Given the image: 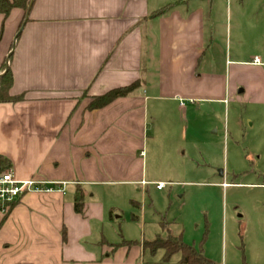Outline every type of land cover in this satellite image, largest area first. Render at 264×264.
I'll use <instances>...</instances> for the list:
<instances>
[{
    "label": "crops",
    "instance_id": "obj_1",
    "mask_svg": "<svg viewBox=\"0 0 264 264\" xmlns=\"http://www.w3.org/2000/svg\"><path fill=\"white\" fill-rule=\"evenodd\" d=\"M201 1L33 0L27 12L0 14V79L10 71V95L20 97L0 103L4 172L55 184L0 206V264H143L142 243L114 248L101 231V253L89 247L106 217L105 188L135 187L144 197L188 173L174 145L203 104L264 106V60L232 57L227 47L226 67L216 69V12Z\"/></svg>",
    "mask_w": 264,
    "mask_h": 264
},
{
    "label": "rangeland",
    "instance_id": "obj_2",
    "mask_svg": "<svg viewBox=\"0 0 264 264\" xmlns=\"http://www.w3.org/2000/svg\"><path fill=\"white\" fill-rule=\"evenodd\" d=\"M200 3L216 12V69L226 67L227 47L232 57L264 60V0ZM203 105L174 145L188 173H173V183L163 191L150 186L144 197L135 187L105 188L106 217L89 245L96 253L101 231L113 245L172 234L215 264H264V106L232 101L228 112V105ZM149 252L143 264H180V254L167 261L164 250Z\"/></svg>",
    "mask_w": 264,
    "mask_h": 264
},
{
    "label": "trees",
    "instance_id": "obj_3",
    "mask_svg": "<svg viewBox=\"0 0 264 264\" xmlns=\"http://www.w3.org/2000/svg\"><path fill=\"white\" fill-rule=\"evenodd\" d=\"M31 2L32 0H0V14L5 18H8L14 9H21L24 12H27ZM11 86L12 74L9 71L2 79H0V103H14L20 100V97H13L10 95ZM135 88L136 85H131L129 87L111 91L103 97L95 98L90 108L96 109L107 106L114 100L127 96ZM9 167V161L0 156V173L4 172ZM7 205H10V203ZM84 206V196L81 191H78L75 199V211L78 214H83ZM103 244L107 245L108 243L107 241H104ZM139 244V242L134 241H122L120 245H111V247H131ZM142 247L151 252L164 250L165 260L167 261H169L174 255L180 254V264H215L204 257V255L201 252H198L193 246L184 243L181 236H173L172 234H168L166 238L156 236L152 241H144Z\"/></svg>",
    "mask_w": 264,
    "mask_h": 264
},
{
    "label": "built area",
    "instance_id": "obj_4",
    "mask_svg": "<svg viewBox=\"0 0 264 264\" xmlns=\"http://www.w3.org/2000/svg\"><path fill=\"white\" fill-rule=\"evenodd\" d=\"M254 63L261 64V61L255 58ZM158 188L164 189L165 184H159ZM54 190L55 184L35 180L20 181L9 169L0 175V206L15 202L27 193H52Z\"/></svg>",
    "mask_w": 264,
    "mask_h": 264
},
{
    "label": "water",
    "instance_id": "obj_5",
    "mask_svg": "<svg viewBox=\"0 0 264 264\" xmlns=\"http://www.w3.org/2000/svg\"><path fill=\"white\" fill-rule=\"evenodd\" d=\"M32 4H33V0H32V2L30 3V6H29V9H28V10H30V8H31Z\"/></svg>",
    "mask_w": 264,
    "mask_h": 264
}]
</instances>
